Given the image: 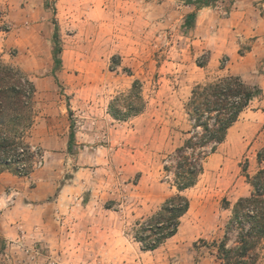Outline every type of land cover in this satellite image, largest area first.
Masks as SVG:
<instances>
[{"label":"rangeland","instance_id":"rangeland-1","mask_svg":"<svg viewBox=\"0 0 264 264\" xmlns=\"http://www.w3.org/2000/svg\"><path fill=\"white\" fill-rule=\"evenodd\" d=\"M26 1L35 7V0H0V30L7 32L5 39L12 33V43L0 45V64L19 68L35 86L23 119L31 126L22 145H36L45 155L40 168L32 165L33 156L27 157L25 176L58 170L70 195L43 239L1 241L0 264L216 263L211 261L214 240L226 235L234 203L253 190L246 174L253 176L264 165L258 160L261 133H255L251 117L230 129L206 158L198 182L184 192L190 208L173 237L146 251L134 233L137 222L146 221L177 192L166 180L164 165L191 128L186 103L194 87L229 75L252 82L264 72V64L240 57L253 37L239 40L236 28L231 29L236 8L249 5L264 15V0H217L199 8L207 11L192 25L186 17L195 5L187 0H48L55 23L50 51L45 42L19 39L23 26L32 30L35 24V15L26 22L12 11ZM225 46L239 47V54H223L210 64L211 52ZM55 48L61 49L59 65ZM137 80L134 92L143 98L142 112L115 118L111 106L124 112V99ZM258 103L255 98L250 110ZM60 107L75 132L68 148L71 159L64 163L35 142L40 118L48 122L41 112ZM8 170L20 174L14 165ZM230 236L232 245L237 232Z\"/></svg>","mask_w":264,"mask_h":264},{"label":"trees","instance_id":"trees-1","mask_svg":"<svg viewBox=\"0 0 264 264\" xmlns=\"http://www.w3.org/2000/svg\"><path fill=\"white\" fill-rule=\"evenodd\" d=\"M217 0H187L201 8ZM197 14L190 13L186 24L192 25ZM58 37V31L55 33ZM60 48H55L56 64L61 63ZM140 81H135L133 91L124 100L126 110L112 105V114L117 119H126L142 112L143 98L138 90ZM35 86L32 80L19 68L0 64V173L10 169V163L2 159L22 145L24 132L30 124L23 123L25 114L31 109ZM263 95L257 85H251L239 75L221 77L208 83L197 84L186 103V112L191 128L186 138L176 148L169 162L165 163L166 180L177 192L161 205L160 209L146 221L137 222L134 238L143 250H155L173 237L179 230L182 217L190 208V200L184 192L195 186L204 171L206 158L214 153L227 138L229 129L240 119L241 114L255 98ZM120 100V98H117ZM75 139L71 130L70 143ZM32 156L27 153L26 158ZM258 160L264 162V148L258 153ZM246 171V167L243 168ZM253 190L250 195L240 197L232 206V216L227 224L226 235L214 240L217 258L224 264H258L264 258V165L251 176L246 174ZM237 232L232 245L231 232Z\"/></svg>","mask_w":264,"mask_h":264},{"label":"crops","instance_id":"crops-1","mask_svg":"<svg viewBox=\"0 0 264 264\" xmlns=\"http://www.w3.org/2000/svg\"><path fill=\"white\" fill-rule=\"evenodd\" d=\"M48 0H35V7L31 2H25V6L17 10H12L14 14L19 12V19L28 21L29 16L35 15V24L31 25L32 30L24 27L23 35L19 39L25 44L46 43V50L50 51L54 36L53 16L47 7ZM191 11L200 15L205 14L206 8L199 9L192 6ZM231 14L232 27L239 35L237 39L253 37L250 47L240 54L242 59L254 65L264 64V15L253 10L249 5L245 8L239 6ZM11 11V15L13 12ZM15 18V17H14ZM24 21V22H25ZM0 30V45H10L12 33L5 39L7 32ZM245 35V36H244ZM10 41V42H9ZM17 41V40H16ZM239 47H228L217 49L211 52L209 63L226 54L234 57L239 54ZM49 54L47 53V56ZM209 64V65H210ZM251 85H257L262 88L263 95L259 98L257 108L250 110L251 105L241 114L240 119L230 128L243 124L244 120L251 117L255 133H261L257 136V142L261 141L260 146L264 148V72L258 73L252 80L247 82ZM248 111H250L248 113ZM41 115H48V122L45 124L41 117L35 132L43 133L42 138L35 134V142L45 148L47 156L60 158L61 162L70 160L68 148L70 145L71 123L62 107L45 109ZM247 118V119H245ZM41 122V123H40ZM246 124V121H244ZM62 124V126H61ZM229 129V131H230ZM229 133V132H228ZM228 136V135H227ZM52 160V159H51ZM58 170L49 172L37 178L33 174L28 176L20 175L11 170H4L0 173V245L1 241L10 243L18 237H25L26 240L43 239L48 235V227L54 226L56 216L63 212L62 206L69 201L70 192L68 183L61 184ZM10 200V201H9ZM211 261L217 260L214 264H224L217 258V248L212 249ZM259 264H264V262Z\"/></svg>","mask_w":264,"mask_h":264},{"label":"built area","instance_id":"built-area-1","mask_svg":"<svg viewBox=\"0 0 264 264\" xmlns=\"http://www.w3.org/2000/svg\"><path fill=\"white\" fill-rule=\"evenodd\" d=\"M30 153L33 156L32 165L34 167H42L45 164V155L42 153L40 148L36 145H19L17 149L9 154H3L2 159L6 162L14 165L20 172V175H26L25 170L28 166L26 161V155ZM10 201V200H9Z\"/></svg>","mask_w":264,"mask_h":264}]
</instances>
